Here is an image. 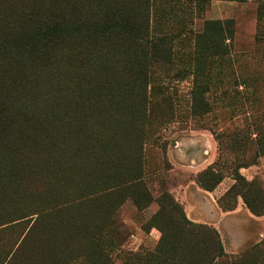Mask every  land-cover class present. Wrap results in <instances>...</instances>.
<instances>
[{"label":"trees","instance_id":"1","mask_svg":"<svg viewBox=\"0 0 264 264\" xmlns=\"http://www.w3.org/2000/svg\"><path fill=\"white\" fill-rule=\"evenodd\" d=\"M258 21L264 59V0ZM234 37L233 20L206 21L194 32L199 68L230 54ZM172 41L152 29V0H0V264H115L127 236L117 214L130 198L158 203L152 226L163 236L157 252L125 253L121 264L227 262L217 230L191 222L169 192L154 199L144 181L145 143L170 115L156 116V68L172 67ZM208 88H197L196 116L210 111ZM217 140L221 151L243 147L238 135ZM225 163L197 184L213 192ZM246 166L219 204L234 211L241 196L260 217L264 192L246 182Z\"/></svg>","mask_w":264,"mask_h":264},{"label":"rangeland","instance_id":"2","mask_svg":"<svg viewBox=\"0 0 264 264\" xmlns=\"http://www.w3.org/2000/svg\"><path fill=\"white\" fill-rule=\"evenodd\" d=\"M259 4L260 0H152V29L173 39V65L167 72L156 68L161 102L156 116L170 115L154 124V134L145 143L149 164L144 181L154 199L169 192L191 222L219 232L229 256L224 264L240 258L244 264H264V215H254L241 196L234 211L226 212L219 204L236 185L234 170L240 163L247 164L240 170L246 182H256L264 192V155L258 146L264 132V59L256 41ZM209 20H233L235 37L230 54L208 61L201 69L194 56V32ZM199 86L209 87L203 99L210 111L196 116ZM218 135H238L243 147L221 151ZM219 158L226 161L221 169L224 180L207 192L196 178ZM159 210L157 202L141 209L131 198L122 205L117 219L127 236L122 252L113 254L115 264L123 262L120 255L125 253L157 252L163 233L152 226V220ZM248 251H253L250 258L244 257Z\"/></svg>","mask_w":264,"mask_h":264}]
</instances>
